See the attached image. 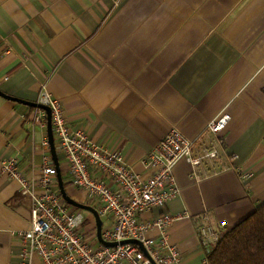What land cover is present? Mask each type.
<instances>
[{"label":"crops","instance_id":"obj_1","mask_svg":"<svg viewBox=\"0 0 264 264\" xmlns=\"http://www.w3.org/2000/svg\"><path fill=\"white\" fill-rule=\"evenodd\" d=\"M43 87L70 128L117 150L142 178L143 160L172 127L196 139L194 156L216 152L196 167L178 160V195L140 214H189L168 230L179 264H207L203 225L232 228L264 204V0H0V159L17 158L35 178L49 156L53 188L96 247L97 220L81 207L93 203L70 183L54 136L53 158L47 113L31 105ZM222 113L225 128L205 131ZM29 206L0 170V264H41L21 255ZM99 218L101 232L111 220Z\"/></svg>","mask_w":264,"mask_h":264},{"label":"built area","instance_id":"obj_2","mask_svg":"<svg viewBox=\"0 0 264 264\" xmlns=\"http://www.w3.org/2000/svg\"><path fill=\"white\" fill-rule=\"evenodd\" d=\"M37 103L49 108L51 132L67 165L70 183L85 192L87 202L93 203L100 217L108 216L111 220L101 230V239L117 244L92 247L81 236L82 215L69 210L62 195L53 188L57 171L49 156H44L35 178L23 175L18 159L9 157L0 159L1 172L16 180L21 195L30 198V225L18 232L23 246L21 255L33 252L41 264H179V250L168 242V230L189 214L163 212L150 219H140V214L178 195L172 173L178 160L183 158L196 167L202 159L216 157V152L194 156L196 139L172 127L143 160L149 173L142 178L117 150L91 141L82 129L70 128L60 102L44 87ZM229 119V114L222 113L207 122L205 131L218 134ZM43 144L47 145V141ZM226 230L225 222L218 227L203 225L200 244L211 247ZM149 231H155L158 238L149 237ZM126 239L140 241L147 256L136 244H120Z\"/></svg>","mask_w":264,"mask_h":264},{"label":"trees","instance_id":"obj_3","mask_svg":"<svg viewBox=\"0 0 264 264\" xmlns=\"http://www.w3.org/2000/svg\"><path fill=\"white\" fill-rule=\"evenodd\" d=\"M207 264H264V204L227 229L206 254Z\"/></svg>","mask_w":264,"mask_h":264},{"label":"water","instance_id":"obj_4","mask_svg":"<svg viewBox=\"0 0 264 264\" xmlns=\"http://www.w3.org/2000/svg\"><path fill=\"white\" fill-rule=\"evenodd\" d=\"M31 105L36 106V107H39L41 109H44L46 111V113H47V132H48V138H49V143H50V146H51L52 156L55 159L54 148H53V135H52V132H51V125H50L49 108L46 107V106H44V105H42V104H39V103H31ZM60 191H61V194L65 197L64 191L61 188V186H60ZM66 200L68 202H70L67 198H66ZM81 207H84V208H87V209L91 210L93 212V214L95 215V218L97 220V233H98V237H99L100 242L103 245H106V246H115L117 244L116 242H106V241H104V240L101 239V237H100V218H99V215L97 214L96 210L94 208H92V207H88V206H84V205H81ZM123 243H133V244L138 245L139 248L143 251V253L147 256V253L144 250V248H143V246H142V244H141L140 241H138L136 239H126V240H123V241L120 242V244H123Z\"/></svg>","mask_w":264,"mask_h":264}]
</instances>
